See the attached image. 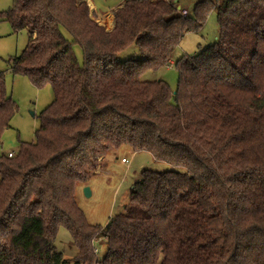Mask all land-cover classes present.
Listing matches in <instances>:
<instances>
[{
	"label": "trees",
	"instance_id": "1",
	"mask_svg": "<svg viewBox=\"0 0 264 264\" xmlns=\"http://www.w3.org/2000/svg\"><path fill=\"white\" fill-rule=\"evenodd\" d=\"M174 1L125 0L112 30L86 0L0 12L29 32L12 71L55 94L36 140L0 157V264H264V0H202L185 15ZM212 8L217 41L178 61L176 93L143 80ZM133 43L141 57L120 60ZM16 110L0 75V140ZM123 146L174 169L144 170L124 213L90 223L77 188ZM62 226L72 258L54 244Z\"/></svg>",
	"mask_w": 264,
	"mask_h": 264
},
{
	"label": "rangeland",
	"instance_id": "2",
	"mask_svg": "<svg viewBox=\"0 0 264 264\" xmlns=\"http://www.w3.org/2000/svg\"><path fill=\"white\" fill-rule=\"evenodd\" d=\"M85 1V0H79ZM99 12H107L119 8L125 0H95ZM202 0L174 1L181 11L186 14ZM215 1V0H214ZM15 0H0V12L13 7ZM190 8V10H189ZM91 15L102 23H109L106 18L112 16L115 27L114 12L102 16ZM100 23V22H99ZM105 26L107 30L109 28ZM109 26H111L109 24ZM111 27V28H112ZM112 28V29H113ZM110 29V30H112ZM220 26L217 10L210 9L202 28L185 34L181 42L173 49L170 64L157 69L147 68L142 73V79L147 81H166L173 91H176L180 80L178 61L186 56H192L209 45L215 43L219 36ZM68 36V35H67ZM69 39L71 37L68 36ZM29 32L26 29L15 31L8 20L0 19V75H3L8 95L17 105L10 127L7 128L0 140V157L7 156L14 150L17 154L25 142L36 140V131L40 127V115L54 100L55 94L51 85L38 88L30 78L12 71L14 59L22 54L29 43ZM75 53L80 62L85 60L84 52L78 45H74ZM137 43L129 45L119 54L120 60L140 58ZM104 165L97 174L92 176L87 184L91 195L87 196L84 187L77 188V201L88 221L93 224L107 225L114 217L124 213L132 202V192L135 182L141 178L144 170L167 171L174 169L164 161L155 159L148 151H135L129 146H123L111 152ZM126 158L128 162L122 161ZM57 250L65 257L77 255L78 248L72 243V236L65 227H60L55 240ZM99 256L107 251L106 244H96Z\"/></svg>",
	"mask_w": 264,
	"mask_h": 264
},
{
	"label": "crops",
	"instance_id": "3",
	"mask_svg": "<svg viewBox=\"0 0 264 264\" xmlns=\"http://www.w3.org/2000/svg\"><path fill=\"white\" fill-rule=\"evenodd\" d=\"M86 1H88V4H89V7H90V10H91L93 13H95L94 15H98V16H102V17H103L104 15L109 14V13H112L115 9H117V8H115V9H112V10L107 11V12H99V11H98V5L96 4V1H95V0H86ZM180 4L182 5L181 2H180ZM189 10H190V8H189ZM106 20H108L109 23H107V24L102 23V22H101L102 19L99 20V22L102 23V24L107 25V27L109 28V30L112 29V28H113L112 26H114V20L112 19V16H108V17L106 18ZM109 24H110L111 26H109ZM111 27H112V28H111Z\"/></svg>",
	"mask_w": 264,
	"mask_h": 264
},
{
	"label": "built area",
	"instance_id": "4",
	"mask_svg": "<svg viewBox=\"0 0 264 264\" xmlns=\"http://www.w3.org/2000/svg\"><path fill=\"white\" fill-rule=\"evenodd\" d=\"M183 14L185 15L186 13L183 11ZM15 155H17V153H16L14 150H11V151L8 152V154H7V156H9V157H13V156H15ZM122 161H124V162H128V160H127L126 158H123Z\"/></svg>",
	"mask_w": 264,
	"mask_h": 264
},
{
	"label": "water",
	"instance_id": "5",
	"mask_svg": "<svg viewBox=\"0 0 264 264\" xmlns=\"http://www.w3.org/2000/svg\"><path fill=\"white\" fill-rule=\"evenodd\" d=\"M174 93H176V91H174ZM84 192L87 196L91 195V190L87 185L84 187Z\"/></svg>",
	"mask_w": 264,
	"mask_h": 264
}]
</instances>
